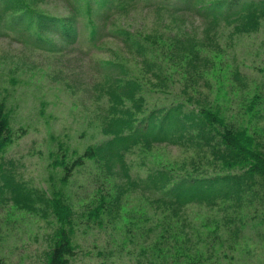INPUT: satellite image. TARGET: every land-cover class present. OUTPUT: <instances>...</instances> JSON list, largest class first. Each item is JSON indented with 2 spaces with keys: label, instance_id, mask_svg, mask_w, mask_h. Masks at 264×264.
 <instances>
[{
  "label": "rangeland",
  "instance_id": "374dc122",
  "mask_svg": "<svg viewBox=\"0 0 264 264\" xmlns=\"http://www.w3.org/2000/svg\"><path fill=\"white\" fill-rule=\"evenodd\" d=\"M77 1L85 15L88 0ZM25 2L39 15L72 18L65 0ZM144 4L116 18L115 26L150 36L158 23L174 26L180 22L182 28H187L208 49L213 46L203 40L205 24L200 20L185 15L172 22ZM262 24L257 33L237 37L230 35L231 28H223L220 37L225 51L223 69L208 74L212 65L209 63L203 70L207 74L199 83L202 95L193 96L205 99L207 106L214 105L229 122L257 132L264 146L261 95L256 97V107L249 110L254 94L264 89V21ZM159 33L167 39L176 36L173 30ZM43 35L59 44V39L47 31ZM79 47L53 54L36 49L19 37L0 35V105L5 108L13 132L12 141L0 153V259L5 264H47L63 227L53 213L51 200L61 199L74 215L70 225L64 226L74 231L71 237L77 256L71 264H173V239L161 244L156 241L164 230L162 216L156 222L151 220L152 214L161 213L152 201L157 196L146 193L148 188L145 189L142 181L150 172L167 168H174L178 178L213 176L218 172L216 169L205 163L195 167L194 150L165 144L150 150L137 147L125 156L131 180L117 173L112 175L102 162L91 160L76 168L65 181V166L71 165L89 147L109 139L102 129V117L109 108L99 71L103 63L125 62L129 75L143 84L140 96L146 110L184 98L178 93L183 84L180 71L170 69L176 82L170 84L171 93H163L144 79L150 77V72L119 41L104 40L101 50L89 52L86 49L82 52ZM201 54L205 56L207 49ZM181 171L186 175L180 174ZM7 180L14 188H21L22 194L30 195L31 208L14 201L13 189L5 187ZM104 197L111 211L102 213L98 220L91 218V211L102 204ZM252 201L256 204L245 205L224 226V209L189 206L186 213L195 230L185 232L195 240L201 238L192 244L196 245L195 250L203 252V259L179 264H264V202ZM150 227L155 232H149ZM167 231V237L173 236L174 227Z\"/></svg>",
  "mask_w": 264,
  "mask_h": 264
},
{
  "label": "trees",
  "instance_id": "16d2710c",
  "mask_svg": "<svg viewBox=\"0 0 264 264\" xmlns=\"http://www.w3.org/2000/svg\"><path fill=\"white\" fill-rule=\"evenodd\" d=\"M65 2L72 15L70 20L39 15L28 8L25 0H0V35L19 37L34 48L53 54L78 45L82 52L84 49L87 52L91 49L101 50L104 40H117L131 56L140 58L144 69L150 72V77L144 76V79L158 86L163 93H171L170 84L176 82L170 69H179L183 84L178 93L184 97L179 102L146 110L144 98L140 96L143 84L129 75L125 62L103 63L99 71L104 81L102 92L109 108L102 117V129L109 139L98 146L89 147L71 165L66 164L65 181L76 168L83 167L86 161L91 160L102 162L112 175L117 173L131 180L125 156L137 147L150 150L165 144L194 150L196 156L192 164L195 167L196 164L200 166L205 163L218 172L203 178H178L174 168H167L150 172L142 182L145 189L148 188L146 193L157 196L152 201L155 209L161 210V213L151 215L154 222L162 216L164 230L156 241L161 244L164 240L173 239L171 244L175 252H172L171 263L201 262L203 252L195 250L196 245L192 244L198 243L201 238L198 236L195 240L185 232L195 230L187 217L189 206L224 209V226L230 224V217L239 215L245 205L256 204L252 199H257L258 203L260 200L264 202V146L257 137L258 133L229 122L219 110L214 109V105L207 106L205 99L193 96L201 93L199 83L207 74L203 70L209 63L212 65L208 74L223 69L225 51L220 42L223 28H231L232 37L260 31L264 21V0H88L85 15L82 4L77 0ZM143 3H146L144 7L154 9L172 22L185 15L200 20L205 24L203 40L213 46L208 49L187 28H182L180 22L174 23V26L158 23L150 36L115 26L116 18L140 9ZM44 30L59 39V44L48 41L43 35ZM167 30L175 31L176 36L167 39L159 33ZM205 49L207 54L203 56L201 53ZM259 95L264 100V89L260 88L254 94L255 99L249 110L256 107L255 101ZM12 137L8 116L4 106L0 105V153L12 141ZM223 171L228 172L223 174ZM180 174L186 175L182 171ZM132 183L137 185L136 182ZM6 184L7 189H13V199L17 204L32 207L29 194H22L21 188H14L9 180ZM105 200L106 197L100 206L91 211V218L98 220L102 213L111 211L105 205ZM62 202L61 199L51 200L53 213L63 227L58 232L47 264H71L77 256V248L71 237L74 231L70 232L64 227L72 222L73 211ZM172 227L173 236L167 237V230ZM155 230L150 227L148 231L153 233ZM0 264L5 262L0 259Z\"/></svg>",
  "mask_w": 264,
  "mask_h": 264
}]
</instances>
